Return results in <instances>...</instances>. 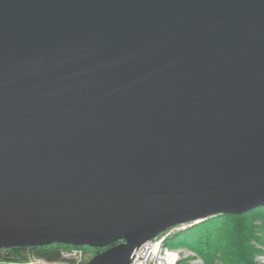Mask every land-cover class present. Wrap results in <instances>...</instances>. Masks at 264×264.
Instances as JSON below:
<instances>
[{"label":"water","instance_id":"obj_1","mask_svg":"<svg viewBox=\"0 0 264 264\" xmlns=\"http://www.w3.org/2000/svg\"><path fill=\"white\" fill-rule=\"evenodd\" d=\"M262 205L264 0H0V248Z\"/></svg>","mask_w":264,"mask_h":264},{"label":"trees","instance_id":"obj_2","mask_svg":"<svg viewBox=\"0 0 264 264\" xmlns=\"http://www.w3.org/2000/svg\"><path fill=\"white\" fill-rule=\"evenodd\" d=\"M263 234L264 205L243 213L217 214L186 228L172 231L166 236L164 244L193 249L202 256L204 264H258L255 255L261 251L257 243L264 245ZM68 247L92 249L93 255L106 248L60 242L14 246L5 248V252L0 253V259L28 262L30 255H33L47 261H59L61 250Z\"/></svg>","mask_w":264,"mask_h":264},{"label":"built area","instance_id":"obj_3","mask_svg":"<svg viewBox=\"0 0 264 264\" xmlns=\"http://www.w3.org/2000/svg\"><path fill=\"white\" fill-rule=\"evenodd\" d=\"M174 229H179V226H174L155 238L143 242L130 264H183L182 261L196 255V252L187 247H169L164 244L166 236ZM86 257V249L68 247L61 250L60 260L68 264H87ZM59 261H49L48 263L56 264Z\"/></svg>","mask_w":264,"mask_h":264},{"label":"rangeland","instance_id":"obj_4","mask_svg":"<svg viewBox=\"0 0 264 264\" xmlns=\"http://www.w3.org/2000/svg\"><path fill=\"white\" fill-rule=\"evenodd\" d=\"M197 222H200V221H197ZM197 222H192L191 224H181V225H177V226H179V229H174L173 231L180 230L182 228H186V227H188V226H190V225H192L194 223H197ZM262 236L264 237V234ZM259 243L260 242L257 243V246L261 248V251L256 253V255H255V261L258 264H264V245H261ZM86 250H87V257H86L87 260L86 261L88 262L92 258L94 250H92V249H86ZM191 250H193V249H191ZM4 252H5V248H0V253H4ZM194 252H196V251H194ZM48 262L49 261H47V260H45L43 258L36 257V256H33V255H30L28 262H13V261H5V260L0 259V264H51V263H48ZM182 263L183 264H204V259L202 258L201 255H199L196 252V255H194V256H192V257H190L188 259H185L184 261H182ZM56 264H68V263L67 262H64L63 260H60Z\"/></svg>","mask_w":264,"mask_h":264}]
</instances>
